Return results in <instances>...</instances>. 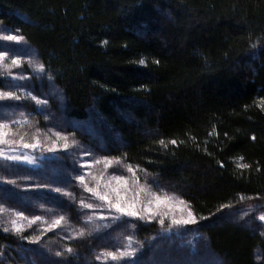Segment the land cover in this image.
<instances>
[{
  "label": "trees",
  "instance_id": "trees-1",
  "mask_svg": "<svg viewBox=\"0 0 264 264\" xmlns=\"http://www.w3.org/2000/svg\"><path fill=\"white\" fill-rule=\"evenodd\" d=\"M0 24L58 89L46 111L55 129L182 198L224 264H264V230L243 207L264 201V0H0ZM66 178L72 196L34 197L80 223L86 193ZM157 229L125 219L69 245L94 262ZM19 240L0 226V264Z\"/></svg>",
  "mask_w": 264,
  "mask_h": 264
},
{
  "label": "rangeland",
  "instance_id": "rangeland-1",
  "mask_svg": "<svg viewBox=\"0 0 264 264\" xmlns=\"http://www.w3.org/2000/svg\"><path fill=\"white\" fill-rule=\"evenodd\" d=\"M8 36L22 37L0 24V93L14 94L0 97V132L5 133V143H0L5 154L0 157V226L19 236L21 244L20 249L13 248L18 254L10 253L7 264H224L196 230L197 219L182 198L159 187L137 168L100 156L74 136L54 128L46 111L51 98L59 97L58 89L37 50L23 37L17 41L8 40ZM97 140L103 146L101 138ZM68 174L86 193L76 197L84 213L80 223L58 211L56 200L46 204L44 195L34 197L37 191L72 196ZM96 193L107 194L113 205L118 202L125 211H117ZM7 197L17 203H10ZM257 205L258 212L250 210ZM243 207L249 209L248 215H256L257 227L264 230V221L259 219L264 215V201L249 200ZM129 211L138 215L130 216ZM125 219L155 223L158 229L143 240L126 236L117 247L97 255L94 262L74 256L69 245L74 239L110 229ZM189 219L192 222L188 224L173 223ZM13 222L20 226L19 232ZM133 250L135 256L124 255ZM109 253H115L117 259ZM256 259H261L259 251Z\"/></svg>",
  "mask_w": 264,
  "mask_h": 264
},
{
  "label": "snow or ice",
  "instance_id": "snow-or-ice-1",
  "mask_svg": "<svg viewBox=\"0 0 264 264\" xmlns=\"http://www.w3.org/2000/svg\"><path fill=\"white\" fill-rule=\"evenodd\" d=\"M7 39L8 40H17L18 41V40L22 39V37H19V36H8ZM0 59H3V55L2 54H0ZM13 63L15 64L16 61H13ZM141 63H143V61H141ZM157 63H158V61H157ZM4 95H7L8 97H13L14 94L11 93V92H9L7 94L0 93V97H3ZM14 98H17L18 99V97H14ZM4 135H5V133L0 132V143H5V141L2 139V137ZM161 143L163 144V141H161ZM176 143L177 142L175 140L172 141V144L175 145ZM24 146L25 147H35L36 145L25 144ZM65 147H67V144L65 145ZM4 155H5L4 152L3 151H0V157H2ZM6 158L7 159H13V160H19V159H21V157H6ZM24 159H27V158L25 157ZM245 167H246V165H245ZM129 171H132L131 167H129ZM80 179L83 180L84 177L81 176ZM116 179H121V178L120 177H116ZM88 190L89 191H93V189H88ZM57 191H59V189H57ZM117 193H118V190H117ZM96 194L99 196V198L101 200H107L108 203H109V205L110 206H114L117 209V211H120V212H124L125 211V209L122 207V205L120 203L117 202L115 205H113L112 204V201L109 200L107 194H100V193H96ZM157 203H159V198H157ZM87 207L91 208L92 205H87ZM129 207H131V205H129ZM128 215H130V216H136V215H138V213H136L135 211H129L128 212ZM191 215H192L191 212H189V216L190 217H191ZM36 219H39V217H37ZM259 219L262 220V221H264V215L260 216ZM160 222H161V224H163L164 221L161 220ZM190 222H192L191 219H189V220H174L173 221L174 224H188ZM56 223L58 224L59 221H56ZM13 227H14V230L17 231V232H19L21 230L20 229V226L16 225L15 222H13ZM5 231H7V229H5ZM69 251H71V249H69ZM108 255H110L113 259H117L115 253H109ZM124 255L125 256H135V251L133 250L131 252H125Z\"/></svg>",
  "mask_w": 264,
  "mask_h": 264
}]
</instances>
